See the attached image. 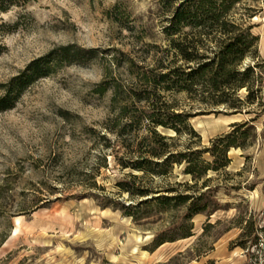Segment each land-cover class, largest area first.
<instances>
[{
	"label": "rangeland",
	"instance_id": "rangeland-1",
	"mask_svg": "<svg viewBox=\"0 0 264 264\" xmlns=\"http://www.w3.org/2000/svg\"><path fill=\"white\" fill-rule=\"evenodd\" d=\"M246 7L256 10L248 20L261 38L264 0H245L237 13ZM165 24L159 0H31L0 11V83L37 58L45 57L41 64L48 71L26 86L12 108L0 111V264H264V242L250 252L239 245L246 219L264 226V89L263 105L247 107L250 113L181 97L202 145L236 121L254 118L256 129L251 145L230 149L225 169L209 172L220 208L195 215L191 236L151 250L153 233L171 219L138 225L121 210L77 198L88 190L82 182L88 183V169L101 163L105 141L94 129L103 130L110 114L111 92L96 90L105 68L115 69L114 57L123 72L128 58L151 63L155 45L167 46ZM63 46H71L70 52L62 54ZM107 163L99 166L97 180L116 193L117 181L129 170L110 154ZM175 173L176 180L192 183L181 167Z\"/></svg>",
	"mask_w": 264,
	"mask_h": 264
},
{
	"label": "trees",
	"instance_id": "trees-1",
	"mask_svg": "<svg viewBox=\"0 0 264 264\" xmlns=\"http://www.w3.org/2000/svg\"><path fill=\"white\" fill-rule=\"evenodd\" d=\"M29 1L0 0V11L7 12ZM243 2L159 0L166 14L163 33L167 46L155 45L153 60L146 65L128 58L126 72L121 71V62L114 57L115 69L105 68V78L96 89L101 95L111 92L104 129H94L105 141L99 149V166L108 165L110 154L121 169L129 171L117 181L118 191L113 193L99 184V166L88 169V183L82 181L88 190L77 198H93L103 208L121 210L138 225L151 223L150 218L171 219L170 225L153 233L151 250L191 236L195 215L220 208L212 198L209 172L225 169L231 162L230 149H245L256 137L253 118L233 122L229 132L202 145V137L191 123L189 104L182 101L185 98L209 107L223 106L232 113L243 112L256 103L263 105L260 35L253 32L254 26L248 20L256 10L246 7V12L237 13ZM62 49V54H67L71 46ZM4 50L0 40V55ZM52 54L54 51L47 56ZM44 58L33 60L25 70L0 83V111L12 108L28 84L48 74L41 64ZM247 58L254 62L246 63ZM246 112H252V108ZM176 167L190 175L192 183L176 180ZM48 192L46 202L52 194ZM242 228L240 246L247 252L261 246L264 226L258 227L257 218L249 217ZM6 262L3 260V264Z\"/></svg>",
	"mask_w": 264,
	"mask_h": 264
},
{
	"label": "crops",
	"instance_id": "crops-1",
	"mask_svg": "<svg viewBox=\"0 0 264 264\" xmlns=\"http://www.w3.org/2000/svg\"><path fill=\"white\" fill-rule=\"evenodd\" d=\"M260 53L264 58V34L260 38Z\"/></svg>",
	"mask_w": 264,
	"mask_h": 264
},
{
	"label": "bare ground",
	"instance_id": "bare-ground-1",
	"mask_svg": "<svg viewBox=\"0 0 264 264\" xmlns=\"http://www.w3.org/2000/svg\"><path fill=\"white\" fill-rule=\"evenodd\" d=\"M20 217L17 218V223L20 222ZM18 228V227H17ZM17 232V229L15 230V233Z\"/></svg>",
	"mask_w": 264,
	"mask_h": 264
}]
</instances>
